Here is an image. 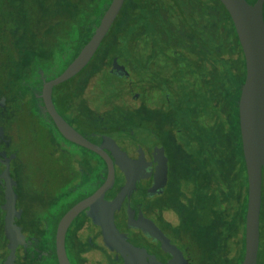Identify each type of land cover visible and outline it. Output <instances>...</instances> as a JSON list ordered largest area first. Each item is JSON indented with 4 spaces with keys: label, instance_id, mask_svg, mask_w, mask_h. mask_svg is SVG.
I'll use <instances>...</instances> for the list:
<instances>
[{
    "label": "trees",
    "instance_id": "16d2710c",
    "mask_svg": "<svg viewBox=\"0 0 264 264\" xmlns=\"http://www.w3.org/2000/svg\"><path fill=\"white\" fill-rule=\"evenodd\" d=\"M110 2L0 0L1 119L6 114V95L11 102L38 98V111L23 114L20 124L38 127L42 149H55L62 160L42 185V190L52 200L69 192L76 182L84 179V183H89L102 176L97 161L100 160L103 167L104 164L98 154L59 134L42 103L41 88L76 56ZM135 39L140 41H137L140 47H149V54L142 51L132 59L119 53L123 45L129 49L134 47L130 43L134 44L132 40ZM103 46L106 48L102 50L100 68L105 71L112 61L123 65L127 61L136 62L153 71L154 83L146 95L165 105L164 113L153 109L152 118L157 133L168 132V140L164 141L167 156L163 157L162 164L169 183L166 208L176 213L181 223L186 222L188 231L197 232L202 264H228L231 259L240 264L244 254L246 172L238 99L245 79V62L229 13L219 0H125L94 56ZM88 65L68 81L56 85L52 100L57 111L73 127V122L79 121L88 133L96 132L101 137L106 134L99 126L101 119L96 118L92 125L89 122L104 101L102 93L94 95L92 90L99 80L98 75L92 71L93 78L79 77ZM106 72L108 82L113 79L130 81L126 79L129 75ZM67 83V88L59 89ZM135 93V89L126 93L130 101ZM110 94L111 103L117 105L107 113L114 118L121 115L118 112L121 101L115 89ZM14 114L11 111L12 122L17 121ZM51 129L63 141L52 138ZM62 164L73 176L72 182L62 178L64 174L59 172ZM117 168L120 172L114 188L121 196H126L121 205L128 207L123 212V232L114 222L117 210H110V221L100 223L103 228L101 241L110 252H119L125 262V258L131 260L133 254L132 244L124 231L137 225L130 217L128 176L121 166ZM261 191V243L264 246V173ZM95 244H99L97 239ZM263 246L259 250L264 264Z\"/></svg>",
    "mask_w": 264,
    "mask_h": 264
},
{
    "label": "rangeland",
    "instance_id": "374dc122",
    "mask_svg": "<svg viewBox=\"0 0 264 264\" xmlns=\"http://www.w3.org/2000/svg\"><path fill=\"white\" fill-rule=\"evenodd\" d=\"M132 41H134V44L130 43V45H133L134 47H131V49H129V46L123 45L119 48V53L122 55H126L127 57L129 56L132 59L138 57L139 53H142V51L145 54H149V47H140L137 44L138 40L136 39ZM138 42L140 43V41ZM138 47L140 48L137 49ZM105 48L106 46H103L99 54L97 53L93 57V59L88 63L89 65L86 71L82 73L83 76L79 77L85 78L88 75L89 79L93 78L90 74V72L92 71V74L98 75L97 78L99 80L98 82L94 83V87L92 88V90L94 92V95H96L97 93H102V97H104V101H101V104L103 105L100 106V110L104 109L105 111H107L111 109L112 106L117 105L111 103L112 97H110V91L112 89H115L118 98H120L119 101H121V105L118 111L119 113H121V115L115 116L113 118L108 113L102 112V117L105 119L101 121L99 126H105V129H107L105 131L106 135L101 137L92 134L90 131L88 133L85 127H81V123L79 121L73 122V125L80 131H82L85 135H87L92 141L97 142L104 149H106L113 156L117 167L118 165H127L129 166V172H131V174L134 173L137 180H143L144 175L146 174L145 171L147 164L143 162L140 163L139 159L136 158V154L134 152L137 149H140L139 152L141 153V150L143 151L146 150V148L154 147V143L152 142V140L154 139L160 142L162 147L159 146V148L164 152L166 151L164 141L168 140V132L166 130H163V132L157 133L153 128L152 122V117L154 116L153 112H155L156 110L164 113L165 105H160L161 101L153 99L149 94L146 95L147 89L149 90L150 86H152L154 83V80H152L151 77L153 71L151 72L149 69L141 67L136 62L135 64H130L127 61V63L123 65L117 63L116 61H112V64L110 63L111 65H108L109 67L106 71H109V73L114 75H119L117 74V72H111V67L113 63H116L117 65H123L126 74H120V76L124 75L126 77L127 75H129L126 79H130V81L113 79L108 82L106 80L107 72L102 67L100 68L102 63L100 62V58L102 55V50ZM126 56H124V58H126ZM138 59H140V57ZM67 87L68 83L60 85L59 89H65ZM132 89H135V91H137V93L134 94L137 95V98H134L130 101V98L127 97L128 94L126 93ZM113 100L116 101L114 97ZM117 102L118 101H116V103ZM26 110L31 111L28 108H26ZM94 119L95 118H90L89 120ZM112 126H119L121 130H113V128H110ZM35 129L23 128L21 133L22 139L18 145L19 157L25 164V171L23 172L25 183H23V187L27 188L30 192V194H27L25 189V193L23 195L24 200L22 202L23 208L26 210L27 217L29 219H33V215L31 213H33L34 215H41V213L44 211L38 209V178L43 184L48 174H52L53 169L58 167V162L62 161L59 155H57L55 149H42L38 142V129ZM51 130L53 132L51 134L52 138L54 137L58 141H63L55 130ZM110 141L113 142L110 144ZM153 150L155 153V159H157V157L163 158V154H161V157L159 156L160 151L158 150V147L153 148ZM160 160L161 159H159L158 161ZM158 166V164L152 163V165H149V168L151 171H153L154 168ZM99 170L101 171V173L103 172V166H101L100 163ZM154 174H152V177H154ZM166 175L164 176L160 173H156V180L153 186L155 187L153 189V193H155L153 195H155V197H153V195H148L147 192L145 193V191H143V188L147 185L145 183H140V187H138V191L135 192V194H138V196L139 194H144L145 197L144 200H140L139 211H137L136 213L134 212V214H131L130 217L134 219V225H137V227L141 230H143V228L145 229L143 230V232L146 234V237L149 236L150 238H156L161 244L162 250L165 252L167 248L163 246L165 244V241L162 239V236H164L163 232L165 234H168L167 238L170 244L169 247L172 249V251H174L172 254L173 259H175L176 263H178L179 261L184 263L185 253L187 252L186 255L190 256V258L193 259V264H202V258L200 254L201 249H199V245L197 244V232L188 231L185 228V225H187L186 222L183 221L181 223L177 214L173 211H169L166 208L165 204L168 200L166 198V195L168 193L169 187V183L167 184L168 177ZM11 182V184H14L13 179H11ZM98 184L99 179L97 178L95 182L87 183L80 189L79 192L72 194L66 206L55 209V213L53 214V217L48 220V226L45 229L42 230L40 227H38V230H35V224L29 223L27 225L29 231H31V233L34 234L37 239L43 238L44 240L49 242V239H51V237L53 236L54 222L59 218V214L63 213L68 205H72L76 201L86 197L97 187ZM10 194L13 193L10 192ZM157 195H160V197L156 198ZM125 197V195L121 196L118 191L111 193L102 201H99L82 211L72 222L70 230L83 231L84 226L91 219L95 220L96 222L99 221L100 223L109 222V214L111 212L110 210H127L128 207L121 205L122 200H124ZM10 201L11 203H14V196L10 198ZM45 209L46 211L43 212V215L48 216L49 210L51 208ZM134 215L135 217L133 218ZM160 229H162L163 232ZM12 230L15 234V228ZM16 233H18V240L21 241V243L26 241L25 236L23 234H19V229L16 230ZM11 234L12 232L10 231V235ZM125 236L128 239L127 233H125ZM27 252L30 251L26 249V253ZM172 262L173 261L168 259L165 261L155 260V264H171ZM49 264H55L52 258L50 259ZM213 264L216 263L214 262ZM228 264L236 263L231 259L230 261H228Z\"/></svg>",
    "mask_w": 264,
    "mask_h": 264
},
{
    "label": "flooded vegetation",
    "instance_id": "af4514ba",
    "mask_svg": "<svg viewBox=\"0 0 264 264\" xmlns=\"http://www.w3.org/2000/svg\"><path fill=\"white\" fill-rule=\"evenodd\" d=\"M263 12H264V5H263ZM119 64H122V63H119ZM41 92H42V88H41ZM51 97H52V93H51ZM134 98H137V95H133V99ZM5 100H7V102L4 104L6 106V108L4 109L5 110L4 113L6 112V114H4V119H1L2 115L0 114V264H49L51 258L54 260L55 264H59L57 254H56L57 225L60 219L62 218V216L74 204H76L80 200L91 195L99 186L102 185V183L105 181L106 174H107L106 162L104 161L102 157L99 156L102 163L104 164L102 176L97 177L99 179V184L86 197L76 201L72 205H68L67 208L64 210V212L59 214V218L55 220L54 222L53 236L51 237V239H49V242H47L43 238L37 239L34 236V234H32L31 231H29L27 225L29 223H33L35 224V230H38V227H40L42 230L45 229L48 226V220L53 217V214L55 213V209L66 206L69 202L70 196L76 192H79L80 189L84 187L87 183H84V179L78 183L76 182L73 186H71L69 192L62 195V197L60 198L52 200V198L47 194V192L45 190H42L43 184L38 178V209H41L42 211L43 210L46 211L45 208H51V209L49 210L48 216H44L43 215L44 211H43L41 215L39 214L34 215L33 213H31L33 215V219H29L27 217V212L23 208L22 202L24 200L23 195L25 193V189H26L27 194H30V192L28 191L27 188L23 187V183H25V179L23 178V172L25 171L24 170L25 164L19 157L18 145L22 139L21 133H22L23 128H26V129L37 128L38 129V127H34V126L27 127L26 125L25 126L21 125L20 121L24 120V118L22 117L23 114L31 113V112L34 113L38 111V98L35 101H31L32 99H28L27 101L13 100V102H11L9 95L8 96L6 95ZM41 100H42V96H41ZM42 103H43V100H42ZM26 108L30 109L31 111L26 110ZM11 111L15 112L14 116L16 117V120H17L15 122L14 121L12 122L10 120ZM102 112L107 113V111H105L104 109L98 110L97 112H95V114L93 115L95 119L92 121H89L91 125L94 122H96L97 120L96 118H100L101 121L105 119L102 117L103 116ZM99 113L101 117L99 116ZM62 118L67 123H69L63 116ZM1 121H3V123H1ZM154 121L155 120L152 118V122ZM55 128L57 129L56 126ZM73 128L76 129L84 137H86L89 141L100 146V144L92 141L82 131L78 130L75 127ZM101 128L104 129L105 131L107 129V128L105 129V126H102ZM110 128H113V130H118V131L121 130L119 126H112ZM153 128L155 130L157 126L153 124ZM59 134L62 137H64L60 132ZM92 134L101 135L96 132H93ZM152 142L154 143V147L146 148V150H143V151L141 150V153L139 152L140 149H137L134 152L136 154L135 155L136 158L139 159V162L146 163L147 167L145 171L146 174L144 175L143 180H136L135 188L129 193L130 194L129 195L130 210H131L132 215L134 214V212L136 213L137 211H139L140 200H144V197H145L144 194H141V195L139 194V196L138 194H135V192L138 191V187H140V183H145L147 185V186L145 185L146 187L143 188L144 189L143 191H145V193L147 192L148 195H153L155 194L153 193L154 191L153 189L155 188L153 186L156 180L155 178L156 173H160L163 175L162 164H163L164 158L161 157V154H163V157H164V156H167V153L166 151L164 152L162 149L159 148V146L160 147L162 146L158 140L154 139L152 140ZM155 147H158V150L160 151L159 156L161 158L157 157V159H155V153L153 150V148ZM104 150L106 151V153L110 156V158L113 161L114 175H115L114 185H115L116 179L118 178L120 171L116 166L113 156L106 149ZM159 159L161 160L158 161ZM99 163H100V160H98V164ZM152 163H156L159 165L158 167H155L153 171H151L149 168V165H152ZM62 165L64 167L60 166L59 172L60 173L62 172L64 175H66V176L63 175L62 178L66 182H69V181L72 182L74 179L73 176L70 175V173H67L66 172V170H68L67 167L64 164ZM152 174H154V177H152ZM97 178H94V180L90 181L89 183L95 182ZM11 179H13L14 184H11L12 183ZM58 182L60 183V179L57 180V183ZM167 184H168V180H167ZM114 185L112 189L110 190V192L104 198L109 196L111 193L118 191V189L114 188ZM10 192L13 194H10ZM13 196H14L15 201L14 203H11L10 198H12ZM153 197H155V195H153ZM157 197H160V195H157L156 198ZM261 203H262V193H261ZM86 208L81 210L71 220L65 232L64 248H65L66 256L70 264H126L124 260H122L123 258L119 252L114 251V250L110 252V250L107 248L105 244L102 245L101 234L103 232L102 231L103 228L100 225L99 221L96 222L95 220H92V219L89 220L87 224L84 226L83 231L82 230L81 231L70 230L74 219ZM123 212L124 210H117L116 212H114V222L120 232H123L122 225H121L125 217L124 216L125 214ZM134 217L135 215L133 216V218ZM260 220H261V208H260V218H259V245H258V252H257V264H263L262 259H261V252L259 250V248L260 247L262 248L263 246L261 243V235L263 232V226H261ZM97 225H100V226H97ZM14 228H15L14 230L15 234L13 233V230H12ZM18 229H19V234H23L25 236L26 238L25 242L21 243V241L18 240V233H16V230ZM160 230L162 231V229ZM10 231L12 232L11 235H10ZM124 233H127L128 241L133 246V257H132L133 264H155V260L165 261L167 259L173 261L171 264H193V259H191L190 256L186 255L187 252L185 253L184 263L181 261L176 263L175 259H173L172 252H170L169 250H166V252L163 251L161 248V244L158 242L156 238H150L149 236L146 237V234L143 232V230L139 229L138 227L136 228L127 227ZM163 234H164L163 240L165 242L168 241V238H167L168 234H165L164 232ZM96 239L99 244H95ZM26 249H28V251L30 252L26 253Z\"/></svg>",
    "mask_w": 264,
    "mask_h": 264
},
{
    "label": "water",
    "instance_id": "95a60500",
    "mask_svg": "<svg viewBox=\"0 0 264 264\" xmlns=\"http://www.w3.org/2000/svg\"><path fill=\"white\" fill-rule=\"evenodd\" d=\"M125 0H111L91 37L76 56L55 78L42 87V100L58 131L69 141L83 146L104 159L107 167L105 181L91 195L74 204L60 219L56 231V254L59 264H70L65 248L64 236L71 220L84 208L102 200L112 189L115 181L114 165L110 156L99 145L80 134L56 111L52 102L54 86L78 74L91 60L102 39L116 19ZM233 22L245 62V79L240 88L238 117L242 151L246 172V210L244 219V254L240 264H257L259 245V218L261 208V185L264 173V0H219ZM111 72L126 74L123 65L113 63ZM128 176L126 190L135 188V174L129 166L120 165ZM165 171V168H164ZM165 176V172L163 174ZM143 230H145L143 228ZM162 236V235H161ZM163 239V236H162ZM169 242L164 247L170 252ZM133 254V246H131ZM126 264L133 259L125 258Z\"/></svg>",
    "mask_w": 264,
    "mask_h": 264
}]
</instances>
